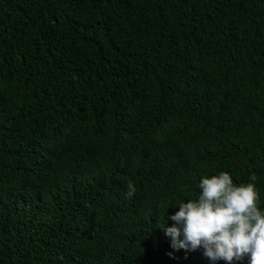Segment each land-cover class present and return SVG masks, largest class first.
<instances>
[{
	"label": "trees",
	"instance_id": "obj_1",
	"mask_svg": "<svg viewBox=\"0 0 264 264\" xmlns=\"http://www.w3.org/2000/svg\"><path fill=\"white\" fill-rule=\"evenodd\" d=\"M221 171L264 208V0H0V264H213L160 227Z\"/></svg>",
	"mask_w": 264,
	"mask_h": 264
},
{
	"label": "clouds",
	"instance_id": "obj_2",
	"mask_svg": "<svg viewBox=\"0 0 264 264\" xmlns=\"http://www.w3.org/2000/svg\"><path fill=\"white\" fill-rule=\"evenodd\" d=\"M258 177L237 185L231 174L221 171L199 181L196 199L178 204L179 210L169 216L171 227L160 229L170 238L175 250L200 251L209 261L236 264H264V208L256 187ZM136 188L127 185L126 199Z\"/></svg>",
	"mask_w": 264,
	"mask_h": 264
}]
</instances>
